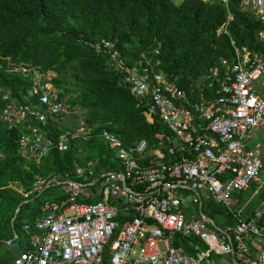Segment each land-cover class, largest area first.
<instances>
[{
    "label": "built area",
    "instance_id": "2783aa9c",
    "mask_svg": "<svg viewBox=\"0 0 264 264\" xmlns=\"http://www.w3.org/2000/svg\"><path fill=\"white\" fill-rule=\"evenodd\" d=\"M199 1L227 5V0ZM240 8L253 12L262 24L257 36L264 42V0H241ZM93 46L105 50L136 99L148 100L145 116L151 120L156 114L172 132L168 152L177 151L180 158L164 162L163 152L147 149L144 139L124 144L102 128L98 135L120 167L94 174L95 162L87 161L71 177L37 179L29 191H19L27 198L55 185L65 198L45 200L42 214L23 224L28 248L9 264H211L212 256L228 253L246 264H264V253L252 260L247 246L251 239L264 240V198L248 219L231 212L236 219L232 226L219 227L200 211L184 217L190 195L198 206L202 192L230 211L233 193L248 190L253 182L264 184L260 149L247 144L253 129L264 125V95L253 88L264 74V58L244 46L233 47V60L209 67V80L195 96L192 88L179 89L161 72L125 65L111 41L101 39ZM31 71L30 92L36 101L15 104L4 93L0 121L6 129L17 128L20 154L38 163L53 148L65 151L68 142L86 140L92 128L80 110L58 96L53 73ZM208 89L212 95L205 97ZM71 120L73 125L56 140L46 139L44 126ZM176 236L181 247L174 243Z\"/></svg>",
    "mask_w": 264,
    "mask_h": 264
},
{
    "label": "trees",
    "instance_id": "16d2710c",
    "mask_svg": "<svg viewBox=\"0 0 264 264\" xmlns=\"http://www.w3.org/2000/svg\"><path fill=\"white\" fill-rule=\"evenodd\" d=\"M240 1L227 0L225 7L199 0H0V112L6 92L15 104L36 101L30 92L31 69H36L54 74L58 96L69 108L80 110L92 128L86 140L68 142L65 151L53 148L35 163L20 154L17 128L6 129L0 121V264H9L28 248L23 224L42 214L43 202L65 198L60 191L53 193L55 185L23 198L21 192L29 191L37 179L71 177L74 168L87 161L95 162L94 174L120 167L98 135L102 128L124 144L144 139L147 149L163 152L164 162L180 158L177 151L168 152L172 132L156 114L151 120L145 116L148 100L129 92L108 54L93 44L113 42L125 65L161 72L179 89L192 88L196 96L209 80V67L233 60V47L244 46L264 58V42L257 36L262 24L253 12L240 8ZM203 93L208 97L212 89ZM72 125V120L50 122L42 129L46 139L54 141ZM199 211L215 218L216 225L236 222L210 199L202 200ZM181 242L179 236L174 238L175 245Z\"/></svg>",
    "mask_w": 264,
    "mask_h": 264
},
{
    "label": "crops",
    "instance_id": "0c3cea01",
    "mask_svg": "<svg viewBox=\"0 0 264 264\" xmlns=\"http://www.w3.org/2000/svg\"><path fill=\"white\" fill-rule=\"evenodd\" d=\"M253 88H254V92L257 95H260V96L264 95V74L260 76L253 83ZM247 144L249 147H258L260 149L261 158H262L263 165H264V125L253 129L252 134L247 141ZM199 196H200L201 202L202 200L210 199L209 197L204 196L202 192L199 194ZM263 198H264V184L260 185L258 182H253L248 188V190L242 191L239 193H233L231 195V204L229 208L230 211L228 209L227 211L229 213L231 212L236 213L239 219H242V220L248 219L249 217L252 216L254 209L259 205V203L262 201ZM195 204L197 205V208H198L197 213H199L201 203L199 206L197 203ZM197 213L192 212V210L188 208V201H187L184 207V217L186 219L189 217H195L197 216L196 215ZM227 225L229 224L220 222L217 226L223 227ZM229 226H232V225H229ZM247 246L249 250V258L252 260H256L261 253H264V240L263 239H255V240L251 239L247 242ZM210 262L211 264H246L241 259L231 255L230 253L218 255V256H212L210 258ZM256 264H260V263H258L257 261Z\"/></svg>",
    "mask_w": 264,
    "mask_h": 264
},
{
    "label": "rangeland",
    "instance_id": "374dc122",
    "mask_svg": "<svg viewBox=\"0 0 264 264\" xmlns=\"http://www.w3.org/2000/svg\"><path fill=\"white\" fill-rule=\"evenodd\" d=\"M171 1H172L173 3H175V4H178L181 0H171ZM261 160H262V158H261ZM59 191H60V188H59V187H54V189H53V193H56V192L59 193ZM200 193H201V192H200ZM192 197H193V196L190 195L189 198L186 199V201H188V208H189L190 210H192V212L197 213L198 208H197V205H196L195 203L192 202ZM213 221L217 222L215 218H213Z\"/></svg>",
    "mask_w": 264,
    "mask_h": 264
},
{
    "label": "water",
    "instance_id": "95a60500",
    "mask_svg": "<svg viewBox=\"0 0 264 264\" xmlns=\"http://www.w3.org/2000/svg\"><path fill=\"white\" fill-rule=\"evenodd\" d=\"M147 106H149V104H147ZM46 186H44L42 189H40L39 190V192H38V194L45 188ZM16 211H17V209L15 210V212H14V215H13V217H12V219L15 217V213H16Z\"/></svg>",
    "mask_w": 264,
    "mask_h": 264
}]
</instances>
